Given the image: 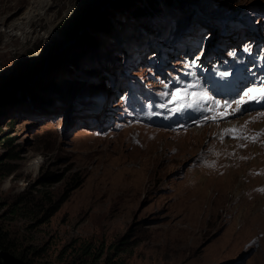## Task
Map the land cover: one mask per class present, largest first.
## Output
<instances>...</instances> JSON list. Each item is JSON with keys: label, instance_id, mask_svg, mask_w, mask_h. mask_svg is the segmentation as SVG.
<instances>
[{"label": "rangeland", "instance_id": "1", "mask_svg": "<svg viewBox=\"0 0 264 264\" xmlns=\"http://www.w3.org/2000/svg\"><path fill=\"white\" fill-rule=\"evenodd\" d=\"M47 1L29 37L0 35V128L21 148H0L18 164L0 226L34 264H82L84 245L94 264H264V0H95L69 40L81 1ZM77 183L46 221L11 212L23 191Z\"/></svg>", "mask_w": 264, "mask_h": 264}, {"label": "trees", "instance_id": "2", "mask_svg": "<svg viewBox=\"0 0 264 264\" xmlns=\"http://www.w3.org/2000/svg\"><path fill=\"white\" fill-rule=\"evenodd\" d=\"M81 3L75 15L62 21L59 25V30L65 36L78 35L82 30L91 24L93 21V14L96 12L97 7L94 5L95 0H80ZM89 1H91L89 3ZM125 2V0H123ZM144 8L147 6L152 8L153 0H146ZM142 10L141 8L136 11ZM100 13V12H99ZM98 13V14H99ZM108 17L103 15L95 20V27L102 29L107 24ZM83 29L80 31V28ZM92 36L86 33L79 43L84 45H91ZM50 84L53 81L50 80ZM15 125L14 120L8 123V127ZM18 137L10 129L0 128V148H3L6 152L7 158H19L21 148L19 147ZM0 156V178L11 174L18 166L14 162H3ZM48 175V176H47ZM50 178L49 174H46L39 180V183L46 184V180ZM78 185L67 186L66 190L58 197H55L49 190H40V194H34L32 191H23L19 193L12 203L11 212L13 214H24L29 216L33 214V217L38 219L39 222L48 220L54 213L61 207L62 203L68 198L70 192ZM17 238L12 236L11 230L4 226H0V264H34V261L28 257L27 252L20 250ZM126 240H122L124 243ZM98 249V248H97ZM82 253L84 259L82 264H94L97 258L94 257L95 250L92 245H84Z\"/></svg>", "mask_w": 264, "mask_h": 264}, {"label": "bare ground", "instance_id": "3", "mask_svg": "<svg viewBox=\"0 0 264 264\" xmlns=\"http://www.w3.org/2000/svg\"><path fill=\"white\" fill-rule=\"evenodd\" d=\"M20 3H21L20 0H0V27L1 26L4 27V28L2 27L3 29H0V35H2V30H4L3 33H4L5 36L8 35L10 32H13V31L15 33V30H21V33H20L21 36H23L24 38L25 37H29V34H28L29 27L33 26L36 23L39 24L40 20L43 19V18H46V17L49 20H51V18H49L46 15L47 8L49 6V2L47 0H27L26 1V3H27L26 9L23 11L22 14L15 16V13L17 12L16 9H17V7H18V5ZM49 8H51V5H50ZM33 31H35V29ZM16 33H18V31ZM11 37H12V33H11ZM4 42L5 43H4V45L2 47H6V45H7V42L6 41H4ZM7 52H8V50L2 49L0 47V54H5ZM190 132H191V134L194 133L195 135H199V133H197L196 131H193V129ZM192 141H193V139H191L190 142H192ZM178 143L180 145L177 148V153L178 154H181L183 156H184V153L186 152V149H188V152L189 153L192 152L193 154H195L193 151H195L196 149H198V148H196V149L195 148H192L193 145L191 146V145H189V143H184V140H181ZM35 162L36 161L34 160V161L31 162V164L32 165L33 164L35 165ZM196 179L200 180V182H203V183L206 181V177H205V175H203L201 173V170L200 169L196 172L195 180ZM226 181H229V177H227L225 179V182ZM232 185H233L232 189L233 188H236V192L240 193V189H241L240 187H241V185L235 184V183H232ZM202 187H203L202 190L204 191L206 189V185H202ZM216 190H219V189L218 188H216V189L210 188V191L212 193L209 194V192H208V196L207 197H209V198L212 197V195H214L213 193ZM249 196H251V195L249 194ZM215 197H217V196H215ZM248 198L251 199L250 197H248Z\"/></svg>", "mask_w": 264, "mask_h": 264}, {"label": "water", "instance_id": "4", "mask_svg": "<svg viewBox=\"0 0 264 264\" xmlns=\"http://www.w3.org/2000/svg\"><path fill=\"white\" fill-rule=\"evenodd\" d=\"M107 0H104V2H106ZM110 1H113V0H110ZM99 12H101V10H100V7L99 6H97V10H96V12L93 14V18L99 13ZM231 16V15H230ZM83 29V27L82 28H80V31ZM76 35L74 34V35H68L67 36V38H68V40L70 39V38H73V37H75ZM41 68V67H40ZM39 68V69H40Z\"/></svg>", "mask_w": 264, "mask_h": 264}]
</instances>
